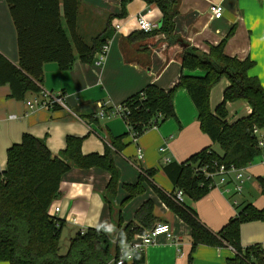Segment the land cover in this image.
I'll return each mask as SVG.
<instances>
[{"label":"crops","instance_id":"obj_1","mask_svg":"<svg viewBox=\"0 0 264 264\" xmlns=\"http://www.w3.org/2000/svg\"><path fill=\"white\" fill-rule=\"evenodd\" d=\"M178 1L180 7L179 15L174 19V34L191 47L208 53L210 47L217 46L234 28L225 52L241 61H253L255 65L249 75L256 77L264 90V0ZM211 3L223 6L220 19L210 17ZM148 11V18L161 27L160 10L142 0L129 3L124 18L120 17L121 0H81L77 24L80 36L90 41L102 34L111 16L114 17L111 21L114 36L109 41V50L102 64L95 60L89 65L77 59L69 71H61L56 63L44 65L41 88L55 94L60 92L64 97L63 105L55 103L49 108L30 110L27 102L40 99V94L29 93L24 100H16L11 97L9 86H0V172L6 167L7 150L20 143L24 134L42 140L55 157L65 149L68 136L82 139V152L85 155H103L109 149L115 153L114 164L121 175L116 207L128 197L126 187L135 186L141 176L145 178L142 193L122 208L124 225L134 220L135 213L143 204L152 201L156 223L169 224L174 234L173 240L161 237L155 245L146 249L143 264H187L191 229L162 203L152 185L167 195L175 191L174 185L162 171L167 158L170 162L182 163L206 148L223 156L219 145L213 144L201 131L197 110L188 93L185 89L176 92L175 118L166 120L157 128L148 129L139 138H134L121 117H98L102 106L109 112L149 85L170 91L182 75L203 76L200 70H183L181 55L184 48L179 43L170 44L163 34L128 41L130 35L138 31V14ZM0 53L18 65L17 34L6 0H0ZM228 86L229 82L225 80L211 91L212 110L223 100ZM248 108L244 101L230 104L229 121L235 122L246 116ZM12 115L16 117L10 118ZM118 139L124 145L120 151L111 145L112 141ZM166 145L167 152L160 153V148ZM139 151L143 153L141 160L137 159ZM259 162L263 167L258 177L262 194V158ZM151 170L155 171L152 177L148 175ZM248 177L247 183L252 181V176ZM110 178L108 172L97 168H74L62 177L60 195L54 201L51 213L65 221L63 230H66L69 241L80 230L97 228V225L107 226L104 222L112 225L108 204L103 199ZM252 185H248V188ZM185 204L197 212L199 220L210 231L216 233L230 219L237 217L245 206L263 209L264 196L262 194V199L255 201L248 190L244 193V188L239 196L213 189L197 203L186 196ZM56 208L60 209L57 214L54 213ZM241 243L243 247L260 244L264 248V222L244 223L241 226ZM68 246H64L63 253H66ZM235 254L226 245L220 248L201 245L193 254L192 264H226L227 259Z\"/></svg>","mask_w":264,"mask_h":264},{"label":"trees","instance_id":"obj_2","mask_svg":"<svg viewBox=\"0 0 264 264\" xmlns=\"http://www.w3.org/2000/svg\"><path fill=\"white\" fill-rule=\"evenodd\" d=\"M134 0H121V18L126 16V6ZM155 5L162 14L161 27L150 33L137 31L128 41L141 40L163 34L170 44L178 43L174 34V19L179 15L178 0H142ZM17 34L18 65L0 53V86H9L11 97L24 100L29 93L40 94L44 78V65L56 63L61 71H69L79 59L93 64L96 55L113 38L111 16L104 32L89 42L78 32V12L81 0H6ZM234 28L217 46L203 53L189 46L181 55L183 70H200L203 76L182 75L170 91L149 85L121 104L125 122L139 138L153 125H161L176 117L174 97L185 89L198 115L201 131L213 144L219 145L223 156L206 148L182 163L169 162L162 168L176 190H182L196 202L211 191L209 181L198 173V168L217 161L227 167L246 169L262 158L253 138V127L264 128V90L256 77L249 75L255 63L230 57L225 52L227 41ZM229 86L223 100L210 106L211 91L223 81ZM247 103L251 113L230 122L228 106ZM114 107L111 108L113 111ZM112 147L120 151L121 139ZM115 153L109 149L103 155L83 154L82 139L68 136L66 146L58 156H53L47 145L30 134H24L18 144L7 150L6 167L0 172V262L8 264H111L116 260L118 244L128 243L137 234L150 230L157 221L154 203L147 201L135 213L134 220L124 225L122 208L142 193L144 177L132 187H126L128 197L115 206L121 175L114 164ZM97 168L110 174L104 201L108 204L112 225L111 235L103 228H89L69 241L66 253L62 252L61 232L65 221L51 213L54 201L60 195L62 177L72 169ZM151 170L149 176H154ZM162 203L191 229V250L187 264L193 263V254L203 246L220 248L224 245L235 251L226 264H264V248L260 244L243 247L241 226L249 222H264V208L245 206L218 232L210 231L197 212L187 204L177 205L171 195L152 185ZM264 196V183H262ZM114 241L116 243H114ZM144 254L135 256L134 264H143Z\"/></svg>","mask_w":264,"mask_h":264},{"label":"built area","instance_id":"obj_3","mask_svg":"<svg viewBox=\"0 0 264 264\" xmlns=\"http://www.w3.org/2000/svg\"><path fill=\"white\" fill-rule=\"evenodd\" d=\"M210 17L212 19H220L223 15L224 8L221 4L211 3L210 8ZM147 13H140L137 16V29L138 31H143L145 33H150L154 30L160 28V24L150 20ZM110 43L108 42L102 50L96 55L95 60L98 64H102L107 56ZM63 95L59 93H53L52 91L42 89L40 92V99L34 100L33 102L28 101L27 106L30 110L37 108H49L52 104L59 103L63 105ZM251 113V110L248 108L247 115ZM111 116L121 117L124 121L126 116L125 111L121 108V105L114 107L113 111H105L104 107H101L100 113H98L99 118H106ZM16 116L12 115L10 118H15ZM129 127V126H128ZM155 124L151 128H157ZM130 128V127H129ZM150 129V128H149ZM132 132V131H131ZM133 136L134 133L132 132ZM253 138L256 142L258 149L263 151L262 161L264 162V128H259L257 126L253 127ZM135 138V136H134ZM168 150V145L160 148V153L165 154ZM137 159H143V153L138 152ZM170 159H166V163H169ZM245 169H238L235 166L230 165L229 167L219 164L217 161L213 162L212 165H204L198 168V173L203 175L206 180L209 181V188L220 189L223 193L227 195L239 196L243 192L244 183L249 179L248 176L244 174ZM264 181V175L261 177ZM229 185H233V191L229 188ZM172 200L177 205L185 204L186 194L182 190H176L173 193H170ZM60 211L59 208H56L54 213L57 214ZM86 230H80V234H84ZM161 237H165L167 240H173L174 234L172 228L167 223H156L150 230H147L141 234H137L134 239L128 243L118 244L117 247V257L116 260L112 261L111 264H121V255L127 254L133 258L129 261L124 259L122 264H134L135 256L138 254H143L146 249L150 246L155 245ZM114 243H116L114 241ZM122 253V254H121Z\"/></svg>","mask_w":264,"mask_h":264},{"label":"rangeland","instance_id":"obj_4","mask_svg":"<svg viewBox=\"0 0 264 264\" xmlns=\"http://www.w3.org/2000/svg\"><path fill=\"white\" fill-rule=\"evenodd\" d=\"M85 40H87V39L85 38ZM87 42H89V41H87ZM217 92H218V90L215 92V95ZM241 110H243V108H241ZM241 115L243 116V114L240 113V116ZM262 172H263V167H262L261 163L259 162V160L256 163H254L253 167L247 168V170H246V175L252 176V181H250L248 183L246 182L247 184L244 185V193H245V191L248 190L255 201L262 199V194H261V190H260V183L261 182L258 179V177L261 175ZM251 184H253V185L250 188H248V185H251ZM229 188L232 191L234 189L233 185H229ZM185 199H186V197H185ZM200 200L196 201V203L199 202ZM155 211H156V209H155ZM154 215H155V212H154ZM68 244H69V236H68L66 230H63L61 232V247H62V249H64V246H68Z\"/></svg>","mask_w":264,"mask_h":264},{"label":"clouds","instance_id":"obj_5","mask_svg":"<svg viewBox=\"0 0 264 264\" xmlns=\"http://www.w3.org/2000/svg\"><path fill=\"white\" fill-rule=\"evenodd\" d=\"M105 224H107L106 227L103 228V231L106 233V234H109L111 235L112 231H113V228H114V225H110L108 224L107 222H104ZM97 228L98 230H101V228L97 225ZM122 254V253H121ZM133 257L130 256V255H127V254H122L121 255V264L123 262L124 259H127V260H131Z\"/></svg>","mask_w":264,"mask_h":264},{"label":"water","instance_id":"obj_6","mask_svg":"<svg viewBox=\"0 0 264 264\" xmlns=\"http://www.w3.org/2000/svg\"><path fill=\"white\" fill-rule=\"evenodd\" d=\"M178 43L180 44L181 47L183 48H188L190 45L186 43L183 39H179ZM188 196V195H186Z\"/></svg>","mask_w":264,"mask_h":264}]
</instances>
